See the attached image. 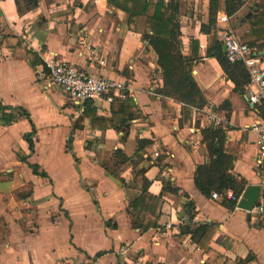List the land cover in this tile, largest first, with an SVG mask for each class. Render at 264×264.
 <instances>
[{
    "label": "crops",
    "instance_id": "obj_1",
    "mask_svg": "<svg viewBox=\"0 0 264 264\" xmlns=\"http://www.w3.org/2000/svg\"><path fill=\"white\" fill-rule=\"evenodd\" d=\"M36 1L28 9L0 0V105L14 117L0 121V264H264V216L239 208L241 196L230 208L195 186L196 168L211 161L202 130L212 127L194 114L219 115L229 173L260 186L253 127L264 103L248 101L247 85L235 92L206 50L221 41L217 15L229 7L232 28L264 56V0H219L210 33L200 30L210 0H179L181 54L192 59L202 108L159 93V57L142 38L146 14L132 30L117 0ZM86 44L104 65L89 60ZM45 58L123 81L127 97L77 105L51 83Z\"/></svg>",
    "mask_w": 264,
    "mask_h": 264
},
{
    "label": "trees",
    "instance_id": "obj_2",
    "mask_svg": "<svg viewBox=\"0 0 264 264\" xmlns=\"http://www.w3.org/2000/svg\"><path fill=\"white\" fill-rule=\"evenodd\" d=\"M28 3V9L35 7L36 0H24ZM116 6L129 14L128 25L132 30H136L138 20L141 15H147L146 26L142 38L149 41L159 57V65L162 68L164 86L159 90L161 94L174 98L183 103L186 108H202L205 101L197 88L191 75V58L181 54L180 26L176 22L179 11V0H117ZM242 0H234L233 5H240ZM152 13L149 15V10ZM220 9L219 0H210L208 22L201 24L200 30L203 33H210L211 29H216V15ZM254 9V7H253ZM226 13L231 16L235 13V8H226ZM262 13L256 10L251 17L252 33L261 31ZM254 22L256 25H254ZM253 24V25H252ZM255 26V27H254ZM223 42L214 38L211 46L206 50L207 57H214L221 66L225 77L234 83V91L244 93L245 86L249 82V75L243 63H230L222 51ZM249 46H256L254 41L248 43ZM193 47V51H194ZM89 102V101H87ZM6 108L0 105V121H11L14 117L5 114ZM8 109V108H7ZM6 109V110H7ZM96 119V118H94ZM203 140L207 143L211 161L207 165H200L196 168L195 186L205 195L217 193L225 198L228 189L232 190L235 198L238 199L244 188L245 181L238 180L229 171L232 169L233 157L224 152V135L221 129L205 128L202 130ZM123 163V162H122ZM38 167L33 166V172L38 173ZM46 176L45 173H39ZM226 199V198H225ZM229 207L233 208L236 201H229ZM193 209V204H189ZM137 226H142V222L137 220ZM200 228L192 231L195 239ZM101 255L98 253L97 256Z\"/></svg>",
    "mask_w": 264,
    "mask_h": 264
},
{
    "label": "built area",
    "instance_id": "obj_3",
    "mask_svg": "<svg viewBox=\"0 0 264 264\" xmlns=\"http://www.w3.org/2000/svg\"><path fill=\"white\" fill-rule=\"evenodd\" d=\"M217 21L220 24L221 41L226 47L225 56L230 63L241 62L249 75L246 87V96L251 104L264 103V56L257 53L255 48L249 46L230 25V18L225 11L219 12ZM88 58L91 62L104 65V58L97 48L86 44ZM44 66L47 77L51 83L61 89L68 99L75 104L87 101L106 99L109 102L127 97V85L123 81L104 78L88 73L68 62L55 58H45ZM197 117H202L208 126L213 129L223 127V121L211 107L194 109ZM257 133V155L254 166L261 177L260 195L254 207L248 212L254 216H264V119L254 125ZM217 193L212 194L213 199H218ZM225 197L231 201H238L232 190H227ZM173 227L172 222L164 226Z\"/></svg>",
    "mask_w": 264,
    "mask_h": 264
},
{
    "label": "water",
    "instance_id": "obj_4",
    "mask_svg": "<svg viewBox=\"0 0 264 264\" xmlns=\"http://www.w3.org/2000/svg\"><path fill=\"white\" fill-rule=\"evenodd\" d=\"M223 52L225 53L226 47L223 45L222 47ZM260 195V186L259 185H248L239 201H238V207L244 210H251L254 205L256 204L258 198Z\"/></svg>",
    "mask_w": 264,
    "mask_h": 264
}]
</instances>
